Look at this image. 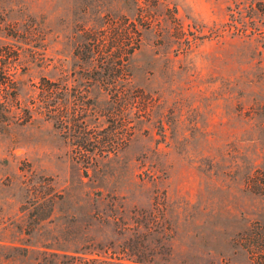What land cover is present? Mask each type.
<instances>
[{"label": "rangeland", "instance_id": "obj_1", "mask_svg": "<svg viewBox=\"0 0 264 264\" xmlns=\"http://www.w3.org/2000/svg\"><path fill=\"white\" fill-rule=\"evenodd\" d=\"M147 6L155 21L116 71L114 47L108 63L77 50L99 13L133 17L129 0H0L16 98L0 121V264H250L264 0ZM42 77L69 85L66 129L35 113Z\"/></svg>", "mask_w": 264, "mask_h": 264}, {"label": "trees", "instance_id": "obj_2", "mask_svg": "<svg viewBox=\"0 0 264 264\" xmlns=\"http://www.w3.org/2000/svg\"><path fill=\"white\" fill-rule=\"evenodd\" d=\"M136 5V12L133 17L126 14H112L110 12L99 13L100 24L83 29L82 42L78 51L85 54L84 58L93 60L100 57L102 61L108 63L106 56H111L110 49L114 47L116 61L111 65V69L121 71L124 69L127 57L133 54L141 45L142 32L155 21V13L148 9L149 0H129ZM93 58V59H92ZM109 59V58H108ZM12 57L6 46H0V121L6 120L13 110V100L15 97L9 96V91L13 87V80L9 73ZM107 67V66H106ZM102 74V78H103ZM115 82L121 76L117 75ZM104 82V79H102ZM107 83V82H106ZM114 83V81H113ZM69 85L65 80L51 81L42 77L38 85V104L35 113L45 116L54 124L66 129L68 125L67 103L69 102ZM76 102L82 101L78 93ZM77 105L79 103H76ZM85 109H79V111ZM114 130V129H113ZM113 130L106 133L105 140L112 142ZM81 139V138H80ZM78 139L75 144L82 145L83 140ZM88 161L90 157H87ZM87 161V162H88ZM246 187L256 195L264 196V169H255L251 174H247ZM240 245L247 251L250 264H264V227L252 226L249 231L242 234L239 239Z\"/></svg>", "mask_w": 264, "mask_h": 264}]
</instances>
